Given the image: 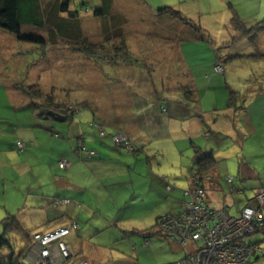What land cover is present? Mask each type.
Returning <instances> with one entry per match:
<instances>
[{"label": "rangeland", "instance_id": "1", "mask_svg": "<svg viewBox=\"0 0 264 264\" xmlns=\"http://www.w3.org/2000/svg\"><path fill=\"white\" fill-rule=\"evenodd\" d=\"M39 1L44 10L47 9L50 13L45 27L37 29L33 26H24L22 29L25 34L36 35L39 39H21L0 28V221L8 211L16 213L21 223L23 222L33 233L36 231L33 225L37 224L40 218L53 217L63 211L75 213V204L71 207L67 205L69 201H74L70 194L66 197L69 201L53 199L60 207L52 204L51 199L39 197L52 188L56 174L66 175L74 184L80 185L84 172L80 165L86 162L81 158L73 160L72 166H67L65 162L64 167L59 168L62 160L58 161L61 155L55 150H50V146H57L66 140L51 135V130L47 127L64 133L66 139L72 132L73 136L70 138H74L77 147H83L81 139H84L86 146L98 150L107 152L121 150L120 144L114 143L112 138L120 132L128 139L134 140L132 132L136 126V119L133 118H136L137 113L133 100L139 97L135 92L145 94L148 99L154 95L155 87L163 90L172 86V90L176 92L182 82L191 81V78L201 91L202 109L206 111L204 124L201 125H204L208 135L213 136L211 140L204 142V146L217 151L218 158H224L219 162L224 175L236 177L238 163L234 157H237L241 150L234 146L233 126L230 124L232 130L230 132L228 129L227 132L221 128L211 129L206 123L207 120L210 124L213 122L215 114L212 112L217 113L214 109L220 108L227 96L214 88L217 80H212L210 84L211 77H208V74L211 75L212 70L211 68L207 70L206 66L208 64L213 66L216 53L225 56L232 51L247 53L252 49L251 42L246 38L233 35L231 25L233 9L229 2L247 25H253L256 23L254 13H257L259 8L260 10L264 8V0H112L109 16H99L96 13L98 9L101 11L100 7L104 3L102 0H67L66 6V0ZM164 4L180 9L183 14L202 24L210 37L207 38L209 40L186 43L182 49L185 60L179 47L165 38L166 31L153 22L158 19L155 14L159 5ZM61 6L62 8L65 6L67 10H61ZM62 20L67 30L74 29L76 33L60 32L58 25ZM258 38L262 47L264 30L258 32ZM119 58V63H116L115 60ZM214 69L225 72V80L228 83L246 86L235 91L238 98L235 95L232 106L227 107L232 114L236 110L243 111L242 106L236 105L241 99L245 98L249 102L253 98L252 95L262 93L256 88L259 85L264 86V59L245 58L226 63L219 59L215 61ZM220 77L224 78L223 75ZM249 84L252 86L248 87ZM250 96L252 97L249 98ZM30 102H34V105L32 106ZM27 103L30 104L29 107ZM34 108L43 111L51 108L52 112L65 116L67 121L56 118L45 120L39 117ZM72 112L74 114L71 116ZM237 123L240 125L241 122ZM190 124L191 119L183 125L180 124L181 128L178 129L180 134H185L187 138ZM159 126L152 124L154 135L144 132L143 136L147 139L145 148L136 144L137 149L146 150V154L145 152L142 154L145 165L148 168L153 165L155 174L169 176L168 180L173 188L166 186L165 183L163 187L171 190L168 192L173 195L184 196V191L189 186L185 176L190 173L194 152L190 148H186L184 153L181 152L184 143L180 142L178 145L173 138L167 140L161 136ZM105 128L107 135L103 136L100 129ZM174 135L179 136L178 133ZM79 138L81 143L76 140ZM199 138L200 135L195 140L202 143ZM130 152L122 149V155L117 153V157L124 162H111L103 169V173L106 174L104 179H109V183H115L114 187L101 188L96 182L87 190H82L80 196L85 198L87 205L81 213L84 225L90 224L92 219L99 215L95 212V207H99L97 203L105 207L109 191L123 189V193L131 196L130 190L126 189L128 187L122 185L127 179L126 168L131 165V170L137 171L136 165L142 167L143 161H137L132 154H130L133 156L132 160L127 161L126 155ZM66 155L67 157L62 155L61 158L65 157L66 160L75 158L70 152ZM214 168L204 171L203 175L196 174L203 181L202 189L206 201L209 199L207 190L211 183L209 177L215 173ZM22 174L27 175L26 184L19 178ZM87 174L95 178L91 170ZM177 176H181L182 179H175ZM226 176H221L220 179L223 190L213 194L216 203L222 204L224 200L230 203L227 196L229 195L239 205V199L244 201L248 194H253L252 189H248L247 196L242 191L233 193L224 180ZM121 186L123 187L118 189ZM190 188V192L200 191L201 186L193 179ZM260 189L264 190V188L258 190ZM54 191L65 195L61 188ZM237 205L233 204L235 209L232 208L231 213L236 214ZM73 224L74 222L68 224L69 235L75 230ZM261 229H264V221ZM161 238L166 239L163 236ZM169 240L186 247L187 254L195 249L188 248L190 243ZM30 242L33 244V239ZM24 246L25 242L17 246L18 254ZM260 246L264 248V241ZM108 251L109 256L115 255V250L109 248ZM37 252L28 249L26 258L22 259L26 264H32L31 261ZM262 255L263 253L258 261L253 260V264H264ZM72 256L73 261L82 257L73 253ZM177 256L178 253L167 251L156 263L174 261L178 259Z\"/></svg>", "mask_w": 264, "mask_h": 264}, {"label": "crops", "instance_id": "2", "mask_svg": "<svg viewBox=\"0 0 264 264\" xmlns=\"http://www.w3.org/2000/svg\"><path fill=\"white\" fill-rule=\"evenodd\" d=\"M262 6L263 4L260 5V7ZM254 14H256L254 17L255 22L259 21L264 17V8H262V10L259 8V11ZM260 48L264 50V45H262V47L260 46ZM179 49L183 59L185 60L182 50L183 46ZM214 63L215 61H213V66L210 64L206 66L207 70L210 68L212 70V76L208 74V77H211L210 84H212V80H217L218 83L215 86L213 85L214 88L220 90L222 95H227L223 93L224 89L222 87V79H219V73L214 70ZM228 84L235 91L242 90L241 87L246 88V86H243L242 84L237 86L232 83ZM250 86H252V84L248 85V87ZM258 89L262 93L259 92L256 95H252L253 98L249 102H247V99L244 98L236 103L237 106L240 105L243 107L242 112L236 110L234 111V114H232V111L226 108V96L225 99H223L220 108L216 107L214 109L217 113L212 112L215 114L213 122L210 124V121H206L207 125H210L211 129L221 128L227 132L228 129H230V132L232 130L230 124L233 126V130L235 132L232 133L235 137L233 143L237 150H241L238 156L234 157L238 163L236 177L224 175V173H222V169L220 168L222 166L219 165L220 160H223L224 158H218L217 151L208 149V147L204 146V142L211 140L213 137L212 135H208L204 125H201L204 124V121L198 118L191 119V124L189 125L190 130L188 131L189 138H187L185 134L181 135L180 131H178V129L181 128L180 124L183 125L184 122H186L184 120L164 118V122L159 126L161 136H164L167 140L173 138L175 143L178 145H180V142L184 143V149H180L183 153L186 148H190V150H193L194 152L196 148L195 146H201L206 152L210 151L216 161L214 168L216 171L214 170L215 173L209 177V181H211V183L208 185L210 188L207 187L209 193V199H207L208 204L214 208L227 207L230 214L234 216L241 213L242 208L247 204L248 200L253 198L259 188H264V86L259 85L256 90ZM151 119L153 118H150V120ZM45 120L50 119L47 118ZM151 121L148 120L146 123L143 122V124L140 123V121H135L136 126L132 132V139L134 138L136 144H140L142 148H145V144L147 142V139L143 136L145 134L144 132L146 131L148 134L154 135L151 128L153 123ZM238 121L241 122L240 125L237 123ZM237 126L239 128H237ZM47 129L51 130V135L54 134L55 137L64 138L66 140V142L62 141L57 146H50V150H55L61 156L63 155L66 157V153L70 152L75 157L73 159H68V161L71 162V166L74 164L73 160H81L80 152L78 148H76V141L74 143V138H70L73 136L72 132L68 134V139H66L64 133L53 130L51 127H47ZM174 133H178L179 136H175ZM199 135V139L202 140V143L195 140ZM76 140H80V138ZM81 140L85 142L84 139ZM90 148H93L98 155L93 158L82 159L86 162L80 165L84 171L83 181L80 185L74 184L66 175L56 174V177H54L52 182V188L49 189L47 193H43V195L40 194L39 196L48 200L51 199L52 201L56 197L66 198L68 197V194H70L74 203L69 201L68 204H65L69 207L75 204V213L72 214L71 211L64 213L63 211L53 217L48 216L46 219L40 218L39 222L33 225V228L36 231L46 232L61 225H68L69 223L77 222L79 224L78 229L72 231L67 237L68 245L74 255L76 254L86 258L91 264H164L167 261L162 263L156 262L158 258L164 255L167 251L178 253V259L184 257L187 253L186 247L178 245L168 239L161 238L162 234L158 230V220L165 214L181 210V208L185 205L188 200L189 190L191 189L190 187L193 185L192 175L189 173L187 177L185 176V179H188L189 181V186L184 191L185 195H173L168 192L171 190L163 187L165 183L166 186L169 185L173 188L172 184L169 183V176L166 175L162 177L160 174H155L153 165H151L150 168L145 165V158L142 154L143 152L146 154V150H137L136 153L130 152L126 155L127 161H131L133 156H135L137 161H143L142 167L136 165L135 168L137 171H132L131 165L126 168L129 173L127 172V179L122 185L128 187L126 189L130 190L131 196L128 197L126 193L122 192L123 189L120 188L123 186L118 187L120 190L109 191V196H106L105 207L97 203L99 207H95V212L99 215L93 218V221L90 224L84 225L81 213L84 207L87 208V205L85 203V198L80 196L82 190H87L88 187L94 185L96 182L101 188L109 189L110 187H114L115 183H109V179H104L106 174L103 173V169L111 162H124L117 157V153L122 155L121 150H111L107 152L101 149L98 150L97 148L91 146ZM148 151L150 152V150ZM61 156H59L60 158L58 162L65 159V157L61 158ZM194 158L195 153L192 158L191 167L193 165L195 166ZM147 161L150 162L148 158ZM59 168L61 167L59 166ZM90 170L94 173L95 178H93V176H88L87 172H90ZM221 176H226L224 177V180L229 185L233 193L235 191H242L247 196L248 189H252L254 190L253 194H248L244 201L239 199V205H237L236 200L229 195L227 196L229 197L230 203L225 202V200L222 204L216 203V198L213 194H218L223 190L222 183L220 182ZM25 177H27V175L22 174L19 178L26 184ZM175 179H182V177L177 176ZM130 186L132 187L130 188ZM65 187L72 189H65ZM57 188L63 189L65 195L62 196L59 191H54V189ZM234 203L235 206L237 205L236 214L231 213L233 212L232 208H234ZM56 206L60 207V204ZM8 213L15 215L20 220L16 213H11L10 211H8L7 214ZM56 217H59V219L51 221V219ZM22 224L24 225L23 222ZM252 239L262 245V242L264 241V229L258 231ZM104 248H106V250ZM109 248L116 251L115 255H108ZM188 248H190V246ZM260 258L261 256H258L256 260L258 261Z\"/></svg>", "mask_w": 264, "mask_h": 264}, {"label": "trees", "instance_id": "3", "mask_svg": "<svg viewBox=\"0 0 264 264\" xmlns=\"http://www.w3.org/2000/svg\"><path fill=\"white\" fill-rule=\"evenodd\" d=\"M102 2L104 3L103 6L100 7L101 11L98 9L96 13L99 16L102 15L109 16L112 9V0H102ZM66 3L67 0L65 1V6ZM229 4L233 9V15L231 17V25L234 30V34H233L234 37L246 38L248 42H251L252 49L247 53H242L240 51H235V52L232 51V53H229L228 55L225 56L220 55V53H216V57L214 58V61L220 59L226 63V62L245 59V58L264 59V50L260 48V44H259L260 40L258 38V32L264 30V17L253 25H247L244 19L242 18V16H240L239 12L234 9L232 3L229 2ZM65 6L64 8H62L61 6L60 9L66 11L67 9ZM43 7L44 6H42L39 0H0V28L4 29L9 33L15 34L18 38L21 39L24 38L28 40H37L39 39V37H36V35L33 34L30 35L25 34V32H23L22 29L24 26H33L37 29H41L45 27L46 23L48 22L47 18L50 16V13L47 9L44 10ZM155 15L158 18L157 20L156 19L153 20L155 25L158 27H162L164 31H166L167 33L165 34V38L175 43L179 48L184 46L186 43L188 44L190 42H198V41L210 39L209 35L206 33V30H204L202 24L195 22L194 19L189 18L188 16L183 14L180 11V9L173 7L170 4L159 5L157 9V14ZM64 23L65 22L62 20L61 24L58 25L60 32L66 33V31H70V34L76 33V30L74 29L67 30ZM156 33L158 34V32ZM119 60L120 58L115 60L116 63H119ZM216 72L220 73L219 79H222L221 82H222V87L224 89L223 93L227 94V99L225 104L226 108L230 107L232 106L231 104L235 99L234 96L236 95L238 98V94H235V90L232 89L225 80L224 72L222 71L219 72L216 71ZM221 75H223L224 78L220 77ZM171 87L172 86H168L163 90H160L158 87H155L154 95H151L152 97H149L148 99L147 96H145V94L135 92V95L137 96L138 94L139 96V97L137 96L138 97L137 100H133L134 110L138 114V116L137 118H133V120L136 119V121H140V123L142 124L143 122L146 123L148 120L149 121L152 120L151 122L157 125H162V123L164 122V118L180 119L184 121L198 118L204 121L203 118L205 111L202 109L201 91L194 85L193 78H191V81L188 80L187 82H182L180 86H178L176 92H174ZM172 91L175 94H173ZM30 103H32L31 104L32 106L34 105V102H30ZM49 105H53V104L49 103ZM29 106L30 104H28L27 107ZM58 106L62 107L60 105ZM34 109L37 111L39 117L43 119L54 118L51 115V112L53 111L51 110V108H49L47 111L38 110L37 108ZM73 114L74 112H72L70 115L72 116ZM150 118L153 119L150 120ZM130 141L133 146L132 149L133 151L131 152L136 153L138 150L136 146V142L134 140H130ZM79 142L80 140H78V143ZM82 146L85 147V149H83V147H79V146L77 147L78 150H80V155L82 159L93 158L98 155L97 152L93 150V148L86 146L84 142ZM195 147H196L194 150L195 166L193 165L191 167L190 174H192L193 169H197V173L203 175L204 171H208V169L212 170L215 167L216 161L213 158V155L210 153V151H207L208 153L206 154V151H204V149L201 146H195ZM122 149L123 148H121V151ZM87 151H94L96 152V154L88 155L86 153ZM83 154L85 156H83ZM193 174L192 177L194 179V177L195 176L197 177V175L196 174L193 175ZM56 198H59L62 201L63 200L69 201L65 197H62V199L60 197H56ZM189 199L190 197L188 196V200ZM51 203L54 205H58V203H56V201L54 200H52ZM183 207L181 208V210L183 209ZM181 210L170 213L175 214L180 212ZM58 219L59 217H56L51 219V221ZM74 223L77 224V227L75 229H78L79 224L77 222ZM61 226H68V225H61ZM261 230L262 229L260 228L259 231ZM36 232L38 231L32 233V231L26 228L25 225H23L21 221L13 214L8 213L3 219H1L0 264H26L24 259L26 258V253L28 249H30L31 246L30 241L33 239V234ZM252 241L254 240L252 239ZM24 242H25V246L23 247L21 253L18 254L17 246L23 244ZM258 256H261V254ZM258 256H256L253 260L255 261L258 258ZM71 258H72L71 260H73V256Z\"/></svg>", "mask_w": 264, "mask_h": 264}, {"label": "built area", "instance_id": "4", "mask_svg": "<svg viewBox=\"0 0 264 264\" xmlns=\"http://www.w3.org/2000/svg\"><path fill=\"white\" fill-rule=\"evenodd\" d=\"M100 133L105 136L106 130L100 129ZM113 140L121 148L133 151L131 141L123 133L117 132ZM86 153L96 154L94 151ZM65 162L67 166L71 163L64 159L59 164L61 168ZM192 174H197V169H193ZM194 180L201 186L200 191L189 192L190 199L183 209L160 217L158 227L166 239L190 243V248L195 249L178 260L164 264H252L253 259L263 253V248L258 242L252 241V237L263 225L264 190H258L241 213L234 216L228 212L227 207H211L204 199L203 181L198 176ZM73 226L76 228L77 224ZM69 233V226L34 233L29 251L37 250L38 254L31 261L32 264H91L84 257L71 260L72 252L67 241Z\"/></svg>", "mask_w": 264, "mask_h": 264}, {"label": "water", "instance_id": "5", "mask_svg": "<svg viewBox=\"0 0 264 264\" xmlns=\"http://www.w3.org/2000/svg\"><path fill=\"white\" fill-rule=\"evenodd\" d=\"M51 115L56 118L57 120H60V121H65L66 120V117L61 115V114H56L54 112H51Z\"/></svg>", "mask_w": 264, "mask_h": 264}, {"label": "clouds", "instance_id": "6", "mask_svg": "<svg viewBox=\"0 0 264 264\" xmlns=\"http://www.w3.org/2000/svg\"><path fill=\"white\" fill-rule=\"evenodd\" d=\"M254 197V196H253ZM58 227H60V226H58Z\"/></svg>", "mask_w": 264, "mask_h": 264}]
</instances>
